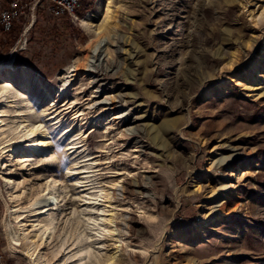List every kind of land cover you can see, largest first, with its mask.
<instances>
[{
	"label": "rangeland",
	"instance_id": "1",
	"mask_svg": "<svg viewBox=\"0 0 264 264\" xmlns=\"http://www.w3.org/2000/svg\"><path fill=\"white\" fill-rule=\"evenodd\" d=\"M18 2L0 26V264H264V0H82L61 17ZM87 16L121 64L97 82ZM42 194L55 209L34 207ZM126 214L130 235L92 239L94 218Z\"/></svg>",
	"mask_w": 264,
	"mask_h": 264
},
{
	"label": "bare ground",
	"instance_id": "2",
	"mask_svg": "<svg viewBox=\"0 0 264 264\" xmlns=\"http://www.w3.org/2000/svg\"><path fill=\"white\" fill-rule=\"evenodd\" d=\"M89 20L90 19L87 16L82 20V23H81L82 26L89 32V34H91L90 39L86 45V49H87L86 69L91 70V72L94 74V76H96L93 81L97 82L98 81V73L97 72H99L100 70H105V71L112 70L114 72H117V71H119L121 64L118 61L109 60V58H107L106 55L103 56V53L105 50L103 48L108 43V41L106 40V37H105L104 29L94 26V24L91 23ZM114 43L117 46V48L119 49L120 39L116 38ZM0 67H1V65H0ZM70 67H73V69L69 70ZM70 67L67 70H64L65 71L64 75L61 76L62 78L60 77L63 81L64 86L68 82H70V83L73 82V80L76 79L77 75H80V73L78 72V70L81 68L80 64H77V63L72 64ZM5 90L6 91H3V92H5V94L6 93L8 94L6 96V99H7L10 96L9 94H11V93L8 92L9 89H5ZM96 93H97L96 97L98 96V98L95 99V104L96 103H103L105 108H106V112L111 115V117L113 118L114 121H116L118 118L122 117V115H120V113H118V111H119L118 103L120 100H118L116 96H108V97L102 99L101 95H100L101 93L99 91H97ZM99 97L101 99H99ZM16 115L17 116L22 115V112H18V114H16ZM33 127L29 131L28 130L25 131L28 136H30L34 132ZM125 132L126 133H135V132H137V130H136V127L133 126V127H129ZM29 145H30L31 149L35 148L33 143H30ZM221 157L222 158L219 157V159L216 158L217 160L215 159V166L216 167L222 166V164L224 162H226L227 160L229 161V159L232 156H228V157L221 156ZM146 178L149 180L148 181L138 180V182H139L138 187L141 188L143 192H144V190H146V192H144L145 196L148 195V183H151V184L153 183V176L150 175V176H147ZM113 188L114 189H113V192L111 195L112 197L121 196L122 198L125 199L127 197H130L134 193V190L132 188V184L129 180H126L122 184L114 183ZM217 201H218V199H217V197H215L213 199V203H215ZM54 204H55V197L54 196H51V195L44 196L43 194L38 196L33 202L34 207L38 208V207L42 206V211H49V210L55 209ZM215 206H213V207H215ZM39 211H41V210H39ZM132 218H133V216L131 214H126L124 217V220L116 221V223L114 222V225H111L110 223L113 222V219H114L112 216L106 217V216L102 215L101 217L94 218V219H93V217H89V221L91 219H93V221L92 220L91 221L97 225V229L94 232V234L92 235V236H94V238H92V239H94V241H95V239L97 240L101 237H106V235H107V237L110 235H114L115 231H116V233H118L119 240L121 238H123V235H130L131 234V228H132V224H131ZM106 220H107V225L105 222ZM50 223H53V222H50ZM49 226H50V224L47 225L45 228L47 229V228H49ZM111 226H113V227H111ZM10 232L12 234V238L14 240L18 241L20 234H18L16 231L12 232L10 230ZM91 241H93V240H91ZM97 242H99V241H97ZM69 245H71V244L69 243L68 246ZM120 245H123V242ZM45 246H46V244H44L42 247H45ZM89 246L94 247L92 244H88V245L84 246L83 249L80 251L81 254L79 255L78 258L81 259L83 254H85L84 253L85 250H87L88 254L90 253V251L92 249L91 248L88 249ZM36 248H37V246H36ZM35 250L36 249H34V251ZM33 254H34V252H31V255H33ZM128 254L131 255L132 253L128 252ZM114 258H115L114 255L109 257L107 259L106 264H114L116 262ZM79 264H82V263H79Z\"/></svg>",
	"mask_w": 264,
	"mask_h": 264
},
{
	"label": "built area",
	"instance_id": "3",
	"mask_svg": "<svg viewBox=\"0 0 264 264\" xmlns=\"http://www.w3.org/2000/svg\"><path fill=\"white\" fill-rule=\"evenodd\" d=\"M80 0H46L47 8L49 12L55 17H61L64 14L75 15ZM40 0H34L35 4H39ZM18 0H13L10 7L1 11V23L3 24L4 30H10L15 20L18 18V11L21 5Z\"/></svg>",
	"mask_w": 264,
	"mask_h": 264
},
{
	"label": "trees",
	"instance_id": "4",
	"mask_svg": "<svg viewBox=\"0 0 264 264\" xmlns=\"http://www.w3.org/2000/svg\"><path fill=\"white\" fill-rule=\"evenodd\" d=\"M81 3H82V0L79 1V5H78V7L81 5ZM8 6H10V3H9V2H8ZM78 7H77V10H78ZM0 26H1V29H2L3 31H5V30H4V27H3V24L1 23V21H0Z\"/></svg>",
	"mask_w": 264,
	"mask_h": 264
}]
</instances>
